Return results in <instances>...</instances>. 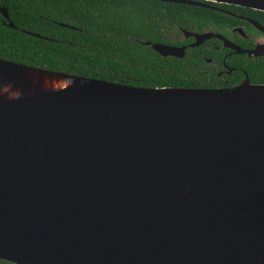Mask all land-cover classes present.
<instances>
[{
	"label": "water",
	"instance_id": "water-1",
	"mask_svg": "<svg viewBox=\"0 0 264 264\" xmlns=\"http://www.w3.org/2000/svg\"><path fill=\"white\" fill-rule=\"evenodd\" d=\"M0 260L264 264V85L141 88L0 59Z\"/></svg>",
	"mask_w": 264,
	"mask_h": 264
},
{
	"label": "trees",
	"instance_id": "trees-1",
	"mask_svg": "<svg viewBox=\"0 0 264 264\" xmlns=\"http://www.w3.org/2000/svg\"><path fill=\"white\" fill-rule=\"evenodd\" d=\"M0 8L14 27L0 16L1 60L141 88H191L182 62L144 43H163L172 27L193 31L210 13L154 0H0Z\"/></svg>",
	"mask_w": 264,
	"mask_h": 264
},
{
	"label": "flooded vegetation",
	"instance_id": "flooded-vegetation-1",
	"mask_svg": "<svg viewBox=\"0 0 264 264\" xmlns=\"http://www.w3.org/2000/svg\"><path fill=\"white\" fill-rule=\"evenodd\" d=\"M210 12L194 30L172 27L161 45L181 49L183 78L191 88L229 89L244 82L264 85V12L199 1ZM205 38L194 45L195 36ZM183 88V87H182Z\"/></svg>",
	"mask_w": 264,
	"mask_h": 264
},
{
	"label": "bare ground",
	"instance_id": "bare-ground-1",
	"mask_svg": "<svg viewBox=\"0 0 264 264\" xmlns=\"http://www.w3.org/2000/svg\"><path fill=\"white\" fill-rule=\"evenodd\" d=\"M50 82H51V85H56V84L60 85V84H62V83H61V82H62L61 80H58V81L56 80V82H55V80H52V81H50ZM46 83L49 84L48 81H47Z\"/></svg>",
	"mask_w": 264,
	"mask_h": 264
}]
</instances>
